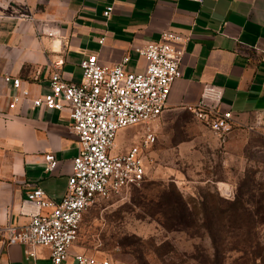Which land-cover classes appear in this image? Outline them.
<instances>
[{"label": "crops", "instance_id": "1", "mask_svg": "<svg viewBox=\"0 0 264 264\" xmlns=\"http://www.w3.org/2000/svg\"><path fill=\"white\" fill-rule=\"evenodd\" d=\"M166 30L188 40L163 113L190 111L204 85L218 86V110L230 112L233 129L259 138L254 148L264 152V0H0V264H51L48 247L26 258L20 244L6 243L4 228L28 221L21 206L30 189L42 188L55 203L62 198L77 152L69 108L31 100L49 92L55 71L78 82L79 62L91 54L105 66L128 55L125 70L143 71L135 48ZM5 75L20 79L17 92ZM21 90L29 98L12 103ZM46 152L58 161L51 173ZM76 253L72 245L67 264Z\"/></svg>", "mask_w": 264, "mask_h": 264}, {"label": "built area", "instance_id": "2", "mask_svg": "<svg viewBox=\"0 0 264 264\" xmlns=\"http://www.w3.org/2000/svg\"><path fill=\"white\" fill-rule=\"evenodd\" d=\"M111 10L107 7L103 15L107 17ZM44 33L53 35L52 31ZM187 40V35L166 30L157 41L136 47L146 61L138 73L125 70L128 55L113 66H105L91 54L79 62L82 75L78 82L65 80L58 71L50 75L49 92L31 103L48 109L69 108L77 152L66 190L58 202L51 201L40 187L27 191L21 207L27 211L28 221L4 228L7 244H20L26 258L34 257L36 248L48 247L51 264H67L85 211L100 199L118 196L143 183L146 151L156 139L148 125L165 110L171 86L181 76ZM55 64H62V60ZM4 81L11 83L15 92L20 89L19 78L5 75ZM221 95L220 87L206 84L197 104L189 108L217 134L231 127L230 112L218 110ZM11 97L12 103H18L29 98V92L21 90ZM137 125L145 127L143 135L113 152L118 131ZM43 160L45 172H53L58 164L53 152H46ZM71 257L74 264L97 263L87 253Z\"/></svg>", "mask_w": 264, "mask_h": 264}, {"label": "rangeland", "instance_id": "3", "mask_svg": "<svg viewBox=\"0 0 264 264\" xmlns=\"http://www.w3.org/2000/svg\"><path fill=\"white\" fill-rule=\"evenodd\" d=\"M148 127L156 139L146 151L143 183L85 211L76 252L93 255L96 264H262L256 244L264 245V224L256 202L264 192V152L254 148L261 140L232 127L217 134L188 110L162 112ZM144 132L141 126L121 129L112 151ZM173 188L198 212L201 201L209 206L217 197L241 192L254 224L249 231L217 232L215 243L201 226L200 213L198 220L166 228L160 202L162 192L172 195Z\"/></svg>", "mask_w": 264, "mask_h": 264}, {"label": "trees", "instance_id": "4", "mask_svg": "<svg viewBox=\"0 0 264 264\" xmlns=\"http://www.w3.org/2000/svg\"><path fill=\"white\" fill-rule=\"evenodd\" d=\"M163 199L160 202V209L163 215V224L166 228H171L185 224L188 220L197 219L196 216L201 214V226L205 228L212 242L217 239V232L221 233L229 231L233 234L234 230L245 228L248 231L254 224L253 218L248 211V207L244 205L243 194L240 192L234 198L217 197L209 206L203 201L199 202V212L191 207L189 201L173 188V194L164 190L162 192ZM258 208L256 214L260 224H264V192H261L257 202ZM247 204V202H246ZM248 221L251 226H247ZM258 226V224H256ZM239 240H236L238 243ZM257 255L262 264H264V245L257 242ZM217 253V250H216ZM215 264H218L215 262Z\"/></svg>", "mask_w": 264, "mask_h": 264}]
</instances>
